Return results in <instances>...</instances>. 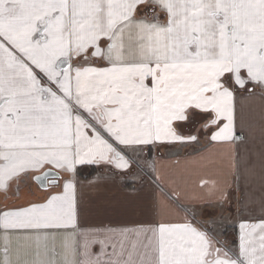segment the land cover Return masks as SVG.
I'll return each instance as SVG.
<instances>
[{
    "label": "snow or ice",
    "instance_id": "snow-or-ice-1",
    "mask_svg": "<svg viewBox=\"0 0 264 264\" xmlns=\"http://www.w3.org/2000/svg\"><path fill=\"white\" fill-rule=\"evenodd\" d=\"M256 89L264 0H0V194L44 192L0 207V264H264V219L218 238L215 182L134 227L83 226L78 197L79 166L128 176L146 150L242 141L237 93Z\"/></svg>",
    "mask_w": 264,
    "mask_h": 264
},
{
    "label": "crops",
    "instance_id": "crops-1",
    "mask_svg": "<svg viewBox=\"0 0 264 264\" xmlns=\"http://www.w3.org/2000/svg\"><path fill=\"white\" fill-rule=\"evenodd\" d=\"M236 132L243 136L234 145L209 149L202 141L193 150L158 148L146 150L138 159L148 165V173L141 164L133 166L128 176L114 175L102 165H83L78 168V197L80 219L83 226L134 227L152 223L158 217L157 208L167 218L183 215L179 203L188 204L193 196L206 195L200 182H213L218 187H227L230 203L221 214L218 208L206 209L223 215L228 223L218 238L229 243L238 239V225L242 220L256 222L264 219V92H238L236 99ZM152 153V154H150ZM156 154V155H155ZM150 155V156H149ZM156 156L153 164L152 157ZM203 157V158H202ZM233 158L236 169H233ZM138 162V163H139ZM96 169L94 175L90 170ZM158 173L159 182L151 179L149 172ZM44 192L29 178L20 185L19 198L7 201L0 194V207L5 204H23L27 200H40ZM169 197H172L170 200ZM215 200V197H208ZM230 208V211L227 209ZM98 250V249H97Z\"/></svg>",
    "mask_w": 264,
    "mask_h": 264
},
{
    "label": "rangeland",
    "instance_id": "rangeland-1",
    "mask_svg": "<svg viewBox=\"0 0 264 264\" xmlns=\"http://www.w3.org/2000/svg\"><path fill=\"white\" fill-rule=\"evenodd\" d=\"M157 149H153V153H157L158 151H156ZM152 154V153H150ZM156 155V154H155ZM150 156V155H149ZM143 157V156H142ZM152 160L155 161L156 160V156L153 155L152 157ZM139 161H137L138 163ZM139 165L141 164L142 166H144L143 168H145V170H147L146 172L148 173V165L145 163V160L142 159L139 163ZM149 175L151 176V179L154 180L155 182H159V179H158V173L154 172L151 170V172H149ZM228 223L227 220L223 219V220H219L218 222V231H223V229L225 228V225Z\"/></svg>",
    "mask_w": 264,
    "mask_h": 264
},
{
    "label": "trees",
    "instance_id": "trees-1",
    "mask_svg": "<svg viewBox=\"0 0 264 264\" xmlns=\"http://www.w3.org/2000/svg\"><path fill=\"white\" fill-rule=\"evenodd\" d=\"M96 172H97V170H96V169H92V170H90V173H89V175H90V176H91V175H94Z\"/></svg>",
    "mask_w": 264,
    "mask_h": 264
}]
</instances>
